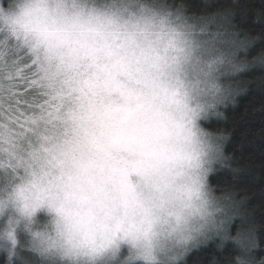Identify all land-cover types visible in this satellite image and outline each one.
I'll return each mask as SVG.
<instances>
[{
	"label": "clouds",
	"instance_id": "1",
	"mask_svg": "<svg viewBox=\"0 0 264 264\" xmlns=\"http://www.w3.org/2000/svg\"><path fill=\"white\" fill-rule=\"evenodd\" d=\"M254 25L264 0H0L3 264H186L213 241L264 264L207 126L264 86Z\"/></svg>",
	"mask_w": 264,
	"mask_h": 264
},
{
	"label": "trees",
	"instance_id": "2",
	"mask_svg": "<svg viewBox=\"0 0 264 264\" xmlns=\"http://www.w3.org/2000/svg\"><path fill=\"white\" fill-rule=\"evenodd\" d=\"M191 2L196 4L199 0ZM249 3L258 5L259 0H249ZM253 28L264 34V25H254ZM262 46L264 41L257 42L249 54H255ZM245 75L251 78L257 75V71ZM225 113V120H213L207 126L223 128L230 133L226 151L233 154L241 171H221L213 177V182L219 185L233 184L243 189L250 196L248 204L256 220L264 224V86L256 83L249 85L248 91L238 97V103L230 105ZM231 249L232 245L229 243L223 250H218L213 241L193 249L186 264H225L224 255ZM0 264H3L2 257Z\"/></svg>",
	"mask_w": 264,
	"mask_h": 264
}]
</instances>
